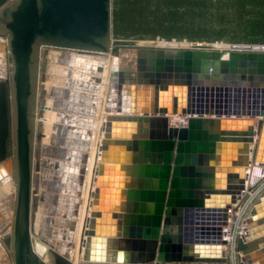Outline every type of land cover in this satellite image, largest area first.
I'll return each mask as SVG.
<instances>
[{
  "label": "water",
  "instance_id": "obj_1",
  "mask_svg": "<svg viewBox=\"0 0 264 264\" xmlns=\"http://www.w3.org/2000/svg\"><path fill=\"white\" fill-rule=\"evenodd\" d=\"M1 36L3 263L48 264L33 240L42 225L36 114L48 96L51 48L112 58L82 264L227 263L229 209L246 168L264 163V51L114 45L111 0H0ZM171 115L188 116L187 125ZM242 230L240 264H264V192Z\"/></svg>",
  "mask_w": 264,
  "mask_h": 264
},
{
  "label": "bare ground",
  "instance_id": "obj_2",
  "mask_svg": "<svg viewBox=\"0 0 264 264\" xmlns=\"http://www.w3.org/2000/svg\"><path fill=\"white\" fill-rule=\"evenodd\" d=\"M160 45L190 46L177 42H163ZM217 47L232 49L226 45ZM248 49L264 51L262 47L249 46L246 50ZM111 59V55L103 59L102 56L95 54L50 50L49 75L46 82L48 96L39 97L41 99L36 114L37 129L44 135L40 138L43 155L42 168L39 172L42 225L38 232L40 240L37 238L33 240L35 253L48 264H53L59 259L65 264H82L78 253L79 239L84 219L90 215V210L87 209L91 204L89 190L94 188V183L91 184L92 169L96 167L95 156L100 151L99 127L107 114L104 111V102ZM101 64L105 66L102 85L100 83L89 85L88 77ZM57 74L63 77L59 78ZM81 80L86 85L84 90L79 86V83L82 85ZM89 86L91 89H87ZM97 104L100 105V116L94 121L93 129L96 128V135L92 129L88 136V131L91 130L90 123L95 116V111L91 109L96 108ZM171 117H175L173 120L179 124L186 120L184 116L171 115L170 119ZM66 130L79 132L78 146L71 142L75 138L67 137ZM81 130L90 139L91 153L88 158L83 149L87 150L89 147L86 148V138ZM96 159L99 161L100 157L97 156ZM260 175H264V167L261 164L254 163L246 168L248 182L246 193L250 192ZM57 199L64 203L65 209L56 207ZM244 199L243 197L239 201L235 210H231L228 224L223 231L225 237H229L233 217L246 214L241 204ZM79 216H82L80 220ZM226 247L223 245L222 249L225 250ZM63 254L73 256L72 260L64 258Z\"/></svg>",
  "mask_w": 264,
  "mask_h": 264
},
{
  "label": "rangeland",
  "instance_id": "obj_3",
  "mask_svg": "<svg viewBox=\"0 0 264 264\" xmlns=\"http://www.w3.org/2000/svg\"><path fill=\"white\" fill-rule=\"evenodd\" d=\"M111 24L114 45L123 42L139 46H155L163 42H205L216 47L255 45L253 47L264 49V0H111ZM1 38L0 42L7 43V36ZM104 71L102 64L88 77V84L102 85ZM57 77L63 75L57 74ZM81 81L82 85L79 83V86L84 90L86 85ZM95 107L91 109L95 111V116L90 123L88 136L94 121L100 116V105ZM83 134L86 148L89 147L83 150L88 158L91 153L90 139L85 132ZM79 141L76 137L71 142L78 146ZM37 239L40 240L39 237Z\"/></svg>",
  "mask_w": 264,
  "mask_h": 264
},
{
  "label": "built area",
  "instance_id": "obj_4",
  "mask_svg": "<svg viewBox=\"0 0 264 264\" xmlns=\"http://www.w3.org/2000/svg\"><path fill=\"white\" fill-rule=\"evenodd\" d=\"M255 46V45H253ZM257 46V45H256ZM259 46V45H258ZM252 47V46H251ZM232 49H247L249 48V45H233L231 47ZM249 50V49H248ZM262 50V49H261ZM181 116V115H179ZM185 121L179 123H176L173 119H170V122L173 123L174 125H187L188 123V116H184ZM257 163V162H256ZM261 164L264 167V163H258ZM248 187V182L246 178V188ZM245 190L243 191L242 197H244V201L241 203L242 204V210L246 212V214L236 215L233 217L232 221V226L230 228L229 232V237H225L223 234V238L226 240V244L224 246H227L225 249L226 256H227V263L225 264H240L242 254L238 250V242L239 239L244 236V231L242 230L243 226L246 224L247 218L250 215V211L252 206L254 205L255 201L258 199V197L264 192V175H260V178L256 183H254L251 187V190L249 193H246ZM241 197V198H242ZM238 202H236L230 209H229V214H228V219H227V224L229 221V216L231 213V210L236 209V205ZM223 226V231L225 230V226Z\"/></svg>",
  "mask_w": 264,
  "mask_h": 264
},
{
  "label": "crops",
  "instance_id": "obj_5",
  "mask_svg": "<svg viewBox=\"0 0 264 264\" xmlns=\"http://www.w3.org/2000/svg\"><path fill=\"white\" fill-rule=\"evenodd\" d=\"M39 99H41V98H39ZM172 119H175V117H171ZM96 128H94L93 129V134L94 135H96ZM66 135H67V137H73V138H78V136H79V132H75V131H69V130H66V133H65ZM252 167H254V166H252ZM247 169H248V167H247ZM250 170H252V168L250 169ZM251 178V180H252V176L250 177ZM226 184H227V179H226ZM227 191V190H226ZM245 192H247V189L245 190ZM222 194H224V193H222ZM226 194V193H225ZM243 198V197H242ZM241 198V199H242ZM240 199V200H241ZM240 200H238L237 202L239 203V201ZM55 205H56V207H58V208H61V209H65V205H64V203H61L58 199H57V201H56V203H55ZM81 217L82 216H79V220L81 219ZM1 249V248H0ZM5 251L7 252V253H9L8 251V249H6L5 248ZM1 252V251H0ZM2 255H0V264H4L3 263V261H2Z\"/></svg>",
  "mask_w": 264,
  "mask_h": 264
}]
</instances>
